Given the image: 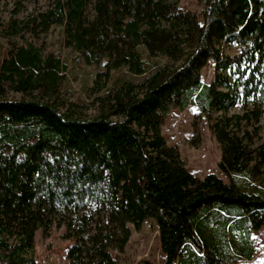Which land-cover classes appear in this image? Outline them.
<instances>
[{
    "label": "trees",
    "instance_id": "obj_1",
    "mask_svg": "<svg viewBox=\"0 0 264 264\" xmlns=\"http://www.w3.org/2000/svg\"><path fill=\"white\" fill-rule=\"evenodd\" d=\"M200 16L177 0H53L39 15V31L62 27L73 63L103 64L106 75L125 69L95 98L92 116L61 99L66 66L59 58L32 45L5 51L0 264H35V233L52 226L63 227L62 238L71 242L67 264H119L112 251L127 244L128 224L138 229L150 218L161 264L252 259V234L264 228V144L253 147L264 100V0H204ZM220 43L237 45L239 53L223 56ZM158 58L171 64L149 68ZM209 63L219 74L206 85L200 72ZM7 87L20 97H8ZM239 91L245 113L227 117ZM192 102L220 146V171L255 175L261 187L191 175L161 128L172 110Z\"/></svg>",
    "mask_w": 264,
    "mask_h": 264
},
{
    "label": "rangeland",
    "instance_id": "obj_2",
    "mask_svg": "<svg viewBox=\"0 0 264 264\" xmlns=\"http://www.w3.org/2000/svg\"><path fill=\"white\" fill-rule=\"evenodd\" d=\"M181 8L191 12L202 14L204 0H177ZM53 0H0V61L6 50L32 45L40 49L42 56L52 54L59 58L66 66L64 72L65 80L61 88V99L66 103L84 105L82 115L92 116L96 113L94 100L102 95L109 87V81L121 75L125 69L111 71L106 75L103 64L85 66L81 63H73L75 53L66 46L64 41V30L59 26H51L46 32H41L36 25L39 23V15L47 11ZM87 16H92V8H87ZM199 22H202L201 16ZM14 23V24H13ZM10 25H17L16 31ZM22 25H27L23 27ZM219 49L223 56L233 57L239 53L235 44L220 43ZM143 56L146 58L144 52ZM149 68L155 63L160 65L171 64L165 58L149 61ZM98 85H95L96 76ZM204 84L209 85L214 79L215 70L209 63L200 72ZM223 77H227L230 85L237 84V77L232 72L226 71ZM127 79V76L124 77ZM141 78L134 79L139 83ZM218 89L225 91L223 86ZM235 98L234 106L227 112L226 116H241L245 113L244 97L242 91ZM8 97L19 98L7 87ZM252 98L247 100L248 111L253 110ZM262 116L259 121L260 130L253 137V147L264 144V100L258 101ZM220 113L213 111L215 120L219 119ZM248 131H252L249 126ZM161 133L166 144L175 147L185 167L193 177L198 180L208 175L220 178L224 183L233 182L247 189L261 187L260 178L253 176H234L228 178L223 174L218 164L221 161V149L213 133L208 127L205 115L192 102L184 110L174 109L171 111L169 120L162 126ZM252 133V132H251ZM131 235L122 251L113 250L112 255L116 257L119 264H140L141 261H149L152 264H161L162 254L160 252L157 224L154 219H146L138 229L128 224ZM65 230L63 227L52 226L44 235L37 230L34 236V260L35 264H67L66 252L71 242L62 238ZM254 254L250 261L241 260L237 264H264V228L252 234Z\"/></svg>",
    "mask_w": 264,
    "mask_h": 264
}]
</instances>
